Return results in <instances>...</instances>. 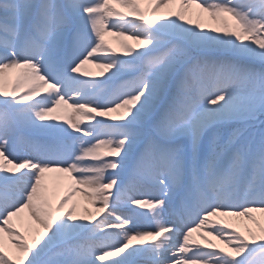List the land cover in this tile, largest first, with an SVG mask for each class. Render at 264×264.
<instances>
[{
  "label": "snow or ice",
  "instance_id": "obj_1",
  "mask_svg": "<svg viewBox=\"0 0 264 264\" xmlns=\"http://www.w3.org/2000/svg\"><path fill=\"white\" fill-rule=\"evenodd\" d=\"M105 261L264 264V0H0V264Z\"/></svg>",
  "mask_w": 264,
  "mask_h": 264
},
{
  "label": "rangeland",
  "instance_id": "obj_2",
  "mask_svg": "<svg viewBox=\"0 0 264 264\" xmlns=\"http://www.w3.org/2000/svg\"><path fill=\"white\" fill-rule=\"evenodd\" d=\"M117 7L118 11H124L123 9H120ZM176 10L175 6H170L168 9H163L160 13L157 14V18H159L160 15H163L165 13H170V12H174ZM131 18V17H129ZM225 19H228L229 24L232 23V21L230 20V18L228 17H224ZM185 19L190 20L192 26L196 25V24H201V26L207 30L209 28H215L218 29L219 31H223V26L220 24V22L218 20H212L208 17V14L205 12H201L200 9L196 8L194 5L189 9V11L185 14ZM105 42L111 47L113 48L117 54L122 55V49H120L119 47V42L120 40H122L123 38H118L115 37L113 35L110 34H106L105 37ZM124 43H127L129 45H131L133 48L136 47V44L134 41L132 40H128V39H123ZM82 71L85 73H89L91 75L89 76H85L82 77L83 79H100L99 77V73L101 71H103L102 69L96 68L91 64H85L82 68ZM14 73L13 74H8L6 77V88L8 91H11L12 88V83H13V78H14ZM24 88L19 89V94H23L24 92ZM47 94V90L43 91L41 93V95H46ZM39 98V97H37ZM59 115L63 116L64 113L63 111H60L58 113ZM115 115V114H113ZM52 176H58L60 174H50ZM67 180L66 179H60L58 181H54V182H50V188L55 185L58 189L57 191V195L58 196H62L65 192V188H66V184H67ZM74 200H77L80 202L81 207L78 209V214H83V208H88L89 211L91 212H95V208H93L91 205L85 203L77 194L74 197ZM140 211V210H137ZM125 214H129L127 211H125ZM246 222V221H244ZM134 226L137 228H147L149 227L147 221L143 220V219H139V220H134ZM13 225L16 229H18L19 231H21L24 235H26V237L28 238L29 243H31V240L33 238L32 234L28 231L29 226L31 225V227H35V225L31 224V221L28 219L27 213H22L20 217L18 218H13ZM248 228L253 229V227L248 226ZM237 231H241L240 229H237ZM198 233H193V238L197 239L199 241L200 244H203L204 241L203 240H199V237H197ZM210 237V236H209ZM209 237H206V239H208ZM5 241H7V238L5 237ZM6 246H8L6 244ZM10 247V246H8ZM110 259H114V258H110ZM98 264H100V262H98ZM104 264H107V261L104 262Z\"/></svg>",
  "mask_w": 264,
  "mask_h": 264
},
{
  "label": "bare ground",
  "instance_id": "obj_3",
  "mask_svg": "<svg viewBox=\"0 0 264 264\" xmlns=\"http://www.w3.org/2000/svg\"><path fill=\"white\" fill-rule=\"evenodd\" d=\"M116 7V6H114ZM253 216L256 219H260V214L259 213H254ZM213 219H217L220 220L221 222L224 223H228L230 225V228H234V229H240L241 231H244L246 228H248V226L253 227V231L255 232V225L251 222V221H247L245 220L243 217H217V218H213ZM246 221V222H244ZM201 234L198 233L197 237H199ZM207 240H209L211 242L212 245H215L217 248H223L224 244L221 243L219 240L214 239L213 237H209ZM207 250H212V249H207Z\"/></svg>",
  "mask_w": 264,
  "mask_h": 264
}]
</instances>
